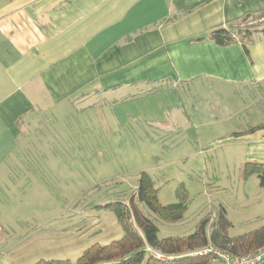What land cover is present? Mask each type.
<instances>
[{
	"label": "rangeland",
	"instance_id": "1",
	"mask_svg": "<svg viewBox=\"0 0 264 264\" xmlns=\"http://www.w3.org/2000/svg\"><path fill=\"white\" fill-rule=\"evenodd\" d=\"M262 90L198 80L117 104L95 98L86 116L0 122V264L75 261L121 238L114 214L94 207L127 202L141 172L161 205L177 202L179 186L186 194L180 223L150 216L159 238L186 236L221 208L230 236L263 225L264 188L241 177L233 136L264 122Z\"/></svg>",
	"mask_w": 264,
	"mask_h": 264
},
{
	"label": "crops",
	"instance_id": "2",
	"mask_svg": "<svg viewBox=\"0 0 264 264\" xmlns=\"http://www.w3.org/2000/svg\"><path fill=\"white\" fill-rule=\"evenodd\" d=\"M262 12L264 0H0V122L20 130L34 117L86 116L95 98L198 80L263 93L264 35L248 55L209 39ZM251 128L234 138L237 165L264 163V122Z\"/></svg>",
	"mask_w": 264,
	"mask_h": 264
},
{
	"label": "trees",
	"instance_id": "3",
	"mask_svg": "<svg viewBox=\"0 0 264 264\" xmlns=\"http://www.w3.org/2000/svg\"><path fill=\"white\" fill-rule=\"evenodd\" d=\"M262 35L264 12L246 15L228 28H215L209 33V39L219 47L240 44L248 55V47ZM254 129L242 130L233 136L250 133ZM241 169L243 179L255 176L258 187L264 188V163H245ZM177 197V202L161 205L152 179L141 172L135 191L127 202L116 201L94 207L114 214L122 230L121 238L105 245H92L75 261L39 259L33 264H215L220 253L230 257L260 254L256 264H264V224L230 236L229 229L233 225L222 208L212 222L207 217L201 218L194 231L186 236L159 238V229L150 216L169 224L183 221L187 199L181 186Z\"/></svg>",
	"mask_w": 264,
	"mask_h": 264
},
{
	"label": "built area",
	"instance_id": "4",
	"mask_svg": "<svg viewBox=\"0 0 264 264\" xmlns=\"http://www.w3.org/2000/svg\"><path fill=\"white\" fill-rule=\"evenodd\" d=\"M156 257L162 256L156 254ZM260 254L247 255L242 257H230L226 254H218V260L215 264H256L260 260Z\"/></svg>",
	"mask_w": 264,
	"mask_h": 264
}]
</instances>
